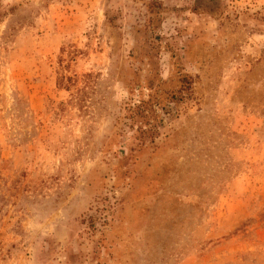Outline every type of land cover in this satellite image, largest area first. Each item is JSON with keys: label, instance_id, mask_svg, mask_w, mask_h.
Wrapping results in <instances>:
<instances>
[{"label": "rangeland", "instance_id": "374dc122", "mask_svg": "<svg viewBox=\"0 0 264 264\" xmlns=\"http://www.w3.org/2000/svg\"><path fill=\"white\" fill-rule=\"evenodd\" d=\"M0 264H264V0H0Z\"/></svg>", "mask_w": 264, "mask_h": 264}]
</instances>
